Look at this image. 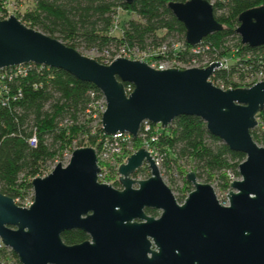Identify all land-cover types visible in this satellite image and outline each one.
<instances>
[{
	"label": "water",
	"instance_id": "obj_1",
	"mask_svg": "<svg viewBox=\"0 0 264 264\" xmlns=\"http://www.w3.org/2000/svg\"><path fill=\"white\" fill-rule=\"evenodd\" d=\"M168 9L183 24L190 46L221 30L207 0L170 2ZM234 32L248 48L264 45V7L239 13ZM27 64L94 86L106 103L100 122L105 135L136 138L145 122L165 129L180 116H193L244 159L236 168L239 179L228 184L225 206L193 172L185 176L193 189L178 204L145 149L118 168L121 190H115L98 183L95 150L76 148L65 165L58 162L46 176L31 180L28 207L0 193V241L18 264H264V147L249 133L264 107V80L220 90L210 81L220 62L156 70L118 57L105 65L14 15L0 19V70ZM125 84L133 88L129 94ZM144 164L149 177L133 179ZM145 208L161 215L149 217ZM69 230L84 232L88 240L66 245L61 234Z\"/></svg>",
	"mask_w": 264,
	"mask_h": 264
},
{
	"label": "trees",
	"instance_id": "obj_2",
	"mask_svg": "<svg viewBox=\"0 0 264 264\" xmlns=\"http://www.w3.org/2000/svg\"><path fill=\"white\" fill-rule=\"evenodd\" d=\"M186 1L32 0L31 7L17 18L28 28L56 38L78 52L94 51L113 58L121 50L152 52L163 45L180 43L182 48L174 52L169 49L168 58L201 66L228 58L225 67L215 70L211 76L214 85L228 84L231 79L240 81L264 71V45L248 48L240 44L234 32L239 13L264 7V0H207L213 6V15L221 30L194 47L186 43L183 24L168 9L170 2ZM119 10L134 18L123 23L117 37L112 32ZM197 49L199 53H194ZM95 60L104 64L100 58ZM21 69V73L12 68L0 71V193L14 202L32 194L31 180L46 176L50 163L54 164L76 148L97 146L103 136L100 123L92 119L89 92H97L94 86L61 70L38 65ZM124 86L127 88L128 84ZM256 119L258 126L249 132L250 137L264 147V110ZM155 132L159 167L169 175L175 172L186 190L190 189L185 180L188 172L206 183L216 180L221 190L228 189L227 174L237 177L236 168L243 161V154L229 151L207 132L198 117L180 116L165 129L152 126L150 134ZM32 138L34 144L30 143ZM133 143L136 150L141 147L138 139ZM186 165L191 167L190 171H184ZM146 177L147 167L139 168L134 176ZM61 239L66 245H75L88 240V236L80 230H69L61 234ZM0 261L18 264L16 255L5 249H0Z\"/></svg>",
	"mask_w": 264,
	"mask_h": 264
},
{
	"label": "built area",
	"instance_id": "obj_3",
	"mask_svg": "<svg viewBox=\"0 0 264 264\" xmlns=\"http://www.w3.org/2000/svg\"><path fill=\"white\" fill-rule=\"evenodd\" d=\"M0 2L3 7V12L0 14V19H7L13 13L11 10H17V7L15 6V3L12 2V0H0ZM113 28L114 29L117 28V22L115 21V19L113 22ZM179 48H182V44L174 43L171 46L163 45L162 47L152 52H140L138 50H132V51L121 50L120 54L125 53L127 54L129 59L141 60V61H143V58L160 56L159 59H155V60L153 59L152 64H148L151 68H154L156 70H165V69L173 68V66L175 65L176 66L181 65V66H185L189 68L194 67V66H199L194 63L183 64L174 58H168L169 49H171L174 52L178 50ZM199 49L194 50V53H199ZM120 54H117L113 58L107 56L108 59H106L103 63L105 65H108L115 58H118L119 56H121ZM225 64H226L225 60L220 61V68L225 67ZM27 65H34V64H27ZM27 65L12 67V69H17L18 72L21 73V71L23 72L21 67L27 66ZM262 80H264V71L260 70L253 74H250L249 76H246L244 79L240 81L239 80H236V81L242 84L241 88H246ZM244 83H246V85ZM214 86H216L220 90L234 89L232 85H228V84H218ZM132 89H133L132 86L128 85V87L125 88L126 94H129L132 91ZM89 97L91 99V108L93 110L92 119L94 120L95 123H98V122L100 123L101 116L106 108L105 100L98 91L96 92L94 90L89 92ZM262 110H264V107ZM256 121H257V126H258V120L256 119ZM152 126H156V125H152L147 122L143 123L136 138H133L131 135L126 134V133H116L114 135L103 134V136L98 139V145L93 147V149L95 150V154L97 158V165L99 168V172L97 174L98 183L106 184V185L110 184V186H115L116 185L115 183H118V180L120 177L118 173V168L126 162V159L131 154H133L136 151V149L134 148V143H133L134 139H138L140 141L141 148L145 149L149 153V155L155 161L156 165L159 167L160 158L154 147L157 141V135H156V132L153 135L150 134L152 131ZM30 143L34 144L35 139L32 138L30 140ZM69 157H70V154H68L67 156L68 160H69ZM142 167H147V165L144 164ZM227 175H228L229 183L231 181H234V178L231 174H227ZM29 205L30 204L28 203V205H26L25 207H28ZM220 205L225 206L226 199H225V202L223 201L222 203H220ZM0 249H5L9 252L11 251L8 248H5L3 244L1 243V241H0ZM0 263L13 264V262L4 263L1 261Z\"/></svg>",
	"mask_w": 264,
	"mask_h": 264
},
{
	"label": "rangeland",
	"instance_id": "obj_4",
	"mask_svg": "<svg viewBox=\"0 0 264 264\" xmlns=\"http://www.w3.org/2000/svg\"><path fill=\"white\" fill-rule=\"evenodd\" d=\"M13 3H15V6L17 7V10H11L13 13L12 15H15L17 17V15L19 14H23L25 11H27L30 7H31V4H32V0H12ZM131 18H134V16H132L130 13H127V12H124V11H121L119 10L116 14V18H115V21L117 22V28L114 29V32H112L113 36H117L119 37L120 34H121V26L123 25V23ZM231 42H234V41H231ZM80 53L86 57H89V58H92V59H95V58H100L103 62L108 59L107 56H104V55H101V54H98L94 51H84V50H81ZM120 54V53H119ZM121 56L119 57H124L126 59H129L127 54L125 53H121L120 54ZM131 60V59H129ZM152 60L153 58L152 57H148V58H143V61L146 62L147 64H152ZM226 60L228 61V58H226ZM225 60V62H226ZM208 66V64L205 62L199 66H194L196 68H204L206 67V65ZM224 64V63H223ZM173 68H178V69H187L189 67H185V66H181V65H178V66H173ZM192 68V67H191ZM246 85V83H244ZM228 85H232V87L234 88H241L242 84H240V82L234 80V79H231L229 80V83ZM247 88V87H246ZM76 145L74 144V147ZM76 148V147H75ZM141 148V147H140ZM67 156L68 154L65 153V155L57 162H61L63 165H65L68 161L67 159ZM55 162L54 164L50 163L47 167V174L50 173V171L52 170V168L54 167V165H56ZM159 168V172H160V176L161 178L163 179V181L165 182V184L171 189L173 195L175 198H183L184 197H187V195L189 194L190 191H192V186L190 184V189H187L185 188V186L183 185V182L181 180V178L174 172L173 175H169L167 174L166 172H164L163 170H161L160 167ZM183 169L184 171H190L191 167L186 165V166H183ZM171 176V177H170ZM234 180H237L239 179L238 175L237 177L235 175H232ZM172 178V180H171ZM135 180H137V178H133ZM198 182H201V183H206L204 180H199L197 179ZM212 186L213 190H214V193L216 195V198L217 200L219 201V203H222L223 201L225 202V196L228 192L229 189H226V190H221L219 185H218V182L216 180H213L211 183H208ZM32 193V192H31ZM32 194H26L24 195V198L23 199H20V200H16L14 203L15 204H20V207H25L26 205H28V203L30 204L32 202Z\"/></svg>",
	"mask_w": 264,
	"mask_h": 264
},
{
	"label": "flooded vegetation",
	"instance_id": "obj_5",
	"mask_svg": "<svg viewBox=\"0 0 264 264\" xmlns=\"http://www.w3.org/2000/svg\"><path fill=\"white\" fill-rule=\"evenodd\" d=\"M150 175V172L148 170V177ZM135 176V174H134ZM134 176L132 178H134ZM146 177V178H148ZM146 178H137V180H142V179H146ZM116 185L115 186H111L113 187L115 190H121V185L119 184V181L118 183H115ZM186 197H184L182 200H179L178 198H175V200L177 201L178 204H182L184 202V199ZM143 212L145 213V215L149 216V217H153V218H159V216L161 215V211L160 210H156V209H151V208H145L143 210Z\"/></svg>",
	"mask_w": 264,
	"mask_h": 264
},
{
	"label": "bare ground",
	"instance_id": "obj_6",
	"mask_svg": "<svg viewBox=\"0 0 264 264\" xmlns=\"http://www.w3.org/2000/svg\"><path fill=\"white\" fill-rule=\"evenodd\" d=\"M255 119H256V117H255ZM257 122V121H256Z\"/></svg>",
	"mask_w": 264,
	"mask_h": 264
}]
</instances>
